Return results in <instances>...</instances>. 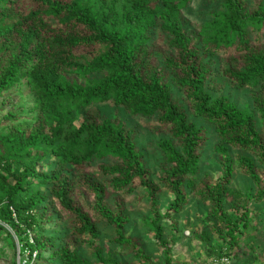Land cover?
Segmentation results:
<instances>
[{
  "label": "trees",
  "instance_id": "trees-1",
  "mask_svg": "<svg viewBox=\"0 0 264 264\" xmlns=\"http://www.w3.org/2000/svg\"><path fill=\"white\" fill-rule=\"evenodd\" d=\"M23 1L0 0V261L126 264L130 248L153 264L127 235L125 207L111 206L141 190L165 264H180L177 217L193 202L206 208L192 224L206 264H264L254 208L264 203V0H206L215 9L194 31L184 16L201 0ZM217 79L251 103L239 107ZM128 117L154 119L164 135L160 183ZM212 131L215 165L199 180ZM235 168L251 187H233Z\"/></svg>",
  "mask_w": 264,
  "mask_h": 264
},
{
  "label": "rangeland",
  "instance_id": "rangeland-1",
  "mask_svg": "<svg viewBox=\"0 0 264 264\" xmlns=\"http://www.w3.org/2000/svg\"><path fill=\"white\" fill-rule=\"evenodd\" d=\"M26 2L27 0H24L22 3L26 4ZM213 9H215L214 4L208 3L206 0H201L190 9L186 10L184 18L186 19L185 22L187 28L190 31L196 30L200 23L202 24L204 21L209 19L208 14ZM217 80L220 84L227 86V83H225L223 80ZM224 93L225 95L230 96L232 100L241 108H244L251 103V93L247 91H237L230 88V86H227L224 89ZM215 95H217V90ZM104 110L106 111L105 114L108 116L113 114L112 108L109 109L108 107H104ZM122 114L125 115L124 113ZM127 120L129 121V125L138 132V146L144 155L148 169L151 171V180L160 183L159 181L162 175L160 166L163 162V156L157 147V143H159L160 139L163 138L164 135L160 133H154L152 131V128L155 126L154 119H129L128 117ZM210 138V143L206 149V160L204 162L205 168L202 170L203 173H201L199 176V180L208 174L211 175L212 173L211 167L212 164H214L212 159L214 155L213 149L217 144V139L213 131L212 133L210 132ZM234 153L235 152L233 151L232 154L234 155ZM235 169L236 176L233 181V187L240 190H246L248 187H251V181L243 176L239 169ZM119 196L122 199L120 201H112L111 206L114 210H116L118 209L117 203L120 202L121 206L125 207L124 209L126 214L130 217V224L126 228L127 235H132V238L136 241L138 247L145 249L146 253L152 256L153 264H165L164 254L156 245L151 242L154 239V233L148 229L145 222V219L150 216V204L146 198V193L139 190L135 194L125 195L122 193ZM159 199L161 210H166L169 202L171 201V196L162 192ZM254 208L256 212L259 213L256 223L258 224V227L263 229V232L260 234L262 238L259 241V248H262V250H259V254L260 256L264 257V245L262 247V243L264 242V203L261 205H256ZM205 210L206 208L203 206L200 208L197 203L193 202L192 204L188 205V207L177 217L179 230H184V235L180 241L172 247V256L176 262L180 264H206L205 261L207 259L204 248L200 241L193 237L192 233L194 230V228H192V224L195 223L197 214H203ZM100 228L101 236L99 245L103 246L106 252H111L113 248L110 241L114 238V230L105 226L104 224L100 225ZM169 233L170 226L166 225L165 236H168ZM86 244L87 245L84 246V248H82L80 251V254L83 256V258L92 261L94 260V256L89 249L90 244L88 242H86ZM130 250V248L120 249V253L126 256L123 261L126 264H144L142 260L131 259L135 256ZM18 253L20 254L19 247ZM127 254H132V256H128ZM1 263L5 264L4 262ZM18 264H20V257L18 258Z\"/></svg>",
  "mask_w": 264,
  "mask_h": 264
},
{
  "label": "built area",
  "instance_id": "built-area-1",
  "mask_svg": "<svg viewBox=\"0 0 264 264\" xmlns=\"http://www.w3.org/2000/svg\"><path fill=\"white\" fill-rule=\"evenodd\" d=\"M213 264H232V260L229 257H223L220 260H215Z\"/></svg>",
  "mask_w": 264,
  "mask_h": 264
},
{
  "label": "water",
  "instance_id": "water-1",
  "mask_svg": "<svg viewBox=\"0 0 264 264\" xmlns=\"http://www.w3.org/2000/svg\"><path fill=\"white\" fill-rule=\"evenodd\" d=\"M0 264H3V263L0 262Z\"/></svg>",
  "mask_w": 264,
  "mask_h": 264
}]
</instances>
